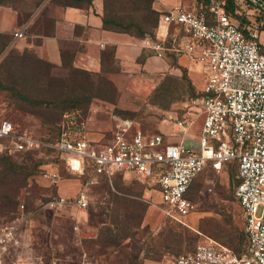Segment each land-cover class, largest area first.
<instances>
[{
    "label": "rangeland",
    "instance_id": "obj_1",
    "mask_svg": "<svg viewBox=\"0 0 264 264\" xmlns=\"http://www.w3.org/2000/svg\"><path fill=\"white\" fill-rule=\"evenodd\" d=\"M42 1L4 3L26 14ZM75 1L48 0L60 5ZM87 1L81 0L82 4ZM114 1L122 5L126 0H107L113 2L111 6ZM111 10L114 12V7ZM145 17L150 19L152 15L146 13ZM260 39L264 40V32ZM7 43V36L0 35V119L10 120L16 129L34 137L55 139L65 112L82 120L88 136L100 144L109 140L117 118L129 119L134 130L149 134L158 132L165 121L177 122L185 112L202 122L199 106L193 103L198 91L183 71L158 74L146 94L121 96L108 78L113 66L100 73L84 72L47 63ZM10 146L8 139L0 138V231L15 224L18 238V244L4 253L7 264H160L164 255L192 250L202 235L236 255L221 240L231 223L242 226L233 194L237 181L233 164L219 173L204 170L195 178L188 197L196 208L185 225L167 217L157 193L141 177L128 172L100 176L89 187L88 205L81 210L74 204V197L92 174L90 168L79 175L69 171L51 150L12 151ZM9 160L22 167L10 169L6 164ZM45 166L58 172L57 182L42 176ZM210 185L212 190L208 192L206 187ZM63 186L68 192L62 191ZM59 196L67 198L66 204L51 206ZM124 218L130 222L133 235L119 238L122 229L105 230L117 220L115 226H121ZM170 229L181 240L168 235ZM152 245L153 249H146Z\"/></svg>",
    "mask_w": 264,
    "mask_h": 264
},
{
    "label": "built area",
    "instance_id": "obj_2",
    "mask_svg": "<svg viewBox=\"0 0 264 264\" xmlns=\"http://www.w3.org/2000/svg\"><path fill=\"white\" fill-rule=\"evenodd\" d=\"M252 8L254 21L242 27L225 10V0H212L209 15L196 9L174 5L160 11L155 37L142 42L155 56L163 57L164 38L169 28L188 35L182 51L201 66L202 87L193 100L199 106L202 122L195 146L170 142L163 133L134 130L132 121L117 118L109 140H90L82 120L63 113L61 130L53 140L40 139L13 122L0 119V138L8 139L12 151L51 150L69 171L79 175L90 168L92 174L81 184L74 204L81 210L88 205V189L100 176L130 172L155 189L164 214L186 225L195 210L188 190L204 170L217 172L233 164L236 172L234 197L242 218L247 244L241 256L213 238L202 235L194 248L176 255H164L160 264H264V43L259 28L264 20V0H240ZM236 14L241 12L236 10ZM246 30V32L244 31ZM18 31L14 36H22ZM185 112L179 125L192 124ZM42 176L57 182L58 172L44 168ZM212 185L206 187L211 191ZM59 196L51 206H64ZM18 244L17 226L0 231V264H7L4 253ZM9 252V251H8Z\"/></svg>",
    "mask_w": 264,
    "mask_h": 264
},
{
    "label": "crops",
    "instance_id": "obj_3",
    "mask_svg": "<svg viewBox=\"0 0 264 264\" xmlns=\"http://www.w3.org/2000/svg\"><path fill=\"white\" fill-rule=\"evenodd\" d=\"M234 1V16L237 21L240 23L241 18L254 21L256 17L252 14L251 6L240 0ZM211 4L212 0H152L151 6L159 15L160 11L174 5L202 11L206 8L208 10ZM236 10L241 14L237 15ZM103 11L104 0L65 5L45 0L31 11L26 10V14L9 3H0V35L7 36V44L13 48L30 51L36 57L57 66H72L94 74L113 66L108 78L114 82L121 96L146 94L153 78L158 74H180L181 71L188 75L192 85L198 93L200 92L203 82L202 69L200 65L190 61L182 51L188 39L184 31H176L171 26L164 38L163 57H157L143 45L144 37L104 27ZM155 28L156 26L153 29L154 37ZM18 31H22L23 35L14 36ZM261 32H264V28L260 27L259 40L264 43V40L260 39ZM9 35L12 36L11 39ZM200 127L201 121L195 119L188 127L165 121L158 126V132L163 133L167 141L194 146ZM84 129L87 137L92 140L85 124ZM45 168L49 169L48 166ZM66 188L63 186L62 191L68 192ZM150 190H154L159 198L155 189ZM145 194L144 192L143 197H146Z\"/></svg>",
    "mask_w": 264,
    "mask_h": 264
},
{
    "label": "trees",
    "instance_id": "obj_4",
    "mask_svg": "<svg viewBox=\"0 0 264 264\" xmlns=\"http://www.w3.org/2000/svg\"><path fill=\"white\" fill-rule=\"evenodd\" d=\"M4 1L5 0H0V3H4ZM80 1L81 0H76L75 2L78 3ZM112 3H108L107 0H104V11H103L104 27L117 30V31L127 32L137 37H144L145 35L153 36V29L157 24L158 14L155 10L152 9V6H151L152 0H126L125 3L122 5H117L116 1H114V6H111ZM111 7H114V10H115L114 12L111 10ZM235 8H236V4L234 0H225V10L227 12L234 15ZM202 11L208 14L207 8L203 9ZM134 13H140L141 16L135 17ZM146 13L151 14L152 17L150 19L145 17ZM259 19L264 20L263 13L261 16L258 17V20ZM247 24H249V21H246L243 18L240 19V25L242 27L246 26ZM260 27L264 28V25ZM244 31L246 32V30ZM75 70H78V69H75ZM80 71H84V70H80ZM164 87H166L165 91L169 89L167 85H165ZM170 93H172L171 90H170ZM198 94L199 93L197 92V95ZM74 102L76 103V101ZM6 164L12 170L18 167H22L20 165L18 166L10 162V160L6 161ZM117 221H114L111 226L107 225L106 227H104L105 230L107 231L108 229V232L109 231L112 232V230H114L115 228L122 229V235L119 238H125L130 235H133V232L131 231L130 222H128L127 219L124 218V223L121 226L120 225L115 226V224H117ZM113 224H114V227H113ZM168 235L173 236L175 240H181L180 235L171 229ZM114 239H118V237ZM221 240H223L224 243H228L231 246L234 252H236V256H241L244 253L245 246L247 244V238H246L245 232L243 231L242 226L240 227L238 224L231 223L229 232ZM243 246H244V249H243ZM153 248H154L153 245L152 247L150 246L149 248L146 247L147 250L148 249L151 250Z\"/></svg>",
    "mask_w": 264,
    "mask_h": 264
}]
</instances>
